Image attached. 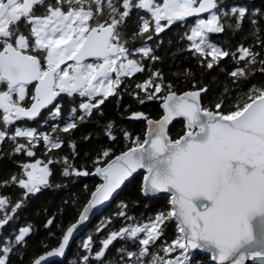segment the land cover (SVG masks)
I'll list each match as a JSON object with an SVG mask.
<instances>
[{
    "label": "snow or ice",
    "instance_id": "6c2138e0",
    "mask_svg": "<svg viewBox=\"0 0 264 264\" xmlns=\"http://www.w3.org/2000/svg\"><path fill=\"white\" fill-rule=\"evenodd\" d=\"M204 13L207 18L202 17ZM259 16L264 13L243 6L224 11L219 0H0V144L9 141L13 154L27 157L36 155L33 149L40 140L48 150L61 148L59 136L53 138L17 122L36 120L42 110L53 120L62 117L65 97L73 104L76 98H86V102L79 103L82 111L78 115L77 107H71L63 127L56 125L53 132L69 133L78 123L87 122L94 110L102 116L100 106L109 97L120 96L117 90L122 84L124 91L128 89L126 78L143 73L145 59H160L147 41L166 27L186 23L187 18H195L190 34H186L188 50L202 67L212 69L231 56L237 65L243 62L229 73L234 82L246 81L256 72L264 74V58L251 46L240 45L230 52L209 38L226 28L240 30L247 17L257 43L264 47ZM233 17L234 24L230 22ZM136 40L142 42L140 47L131 46ZM149 71L148 78L136 84L145 96L134 94L140 104L162 100L163 117L154 121L142 112L131 114L130 119L147 122L146 138H134L132 147L105 166L98 165L110 157L111 149L98 154L93 161L94 174L102 177L103 183L91 193L58 247L33 264L64 256L89 213L109 201L139 170L146 173L142 192L146 196L162 194L159 198L163 199L170 196L171 210L160 212L149 223L133 222L111 232L95 252L99 264H105L107 251L117 238L131 239L140 246L137 251L117 249L119 264H192L196 250L210 252L218 264H246L248 260L264 264V84H252L234 103L219 98L212 108L203 106L202 93L207 89L197 88L195 81L194 90L178 95L175 85L166 82L159 70ZM183 75L192 77L187 69ZM176 118L184 119L185 130L173 139L168 126ZM112 129L109 122L105 135L114 141ZM124 137L131 139L127 131ZM17 138H24L25 143ZM71 147L75 151L74 142ZM52 163L49 158L46 163L20 164L21 173L0 181V187L14 184L24 190L21 201L14 205L9 198L0 197V229L13 219L9 211L15 213L24 198L52 186L49 178L53 173L48 167ZM63 163L65 177L93 174L75 169L68 157ZM118 215L133 220L123 210ZM166 222L174 223L176 229L171 242L166 238L161 241ZM52 224L49 219L47 225ZM30 231L29 225L19 228L14 237L0 236V264H11L16 246L25 242ZM158 241L161 243L152 250ZM83 247L92 252L91 237ZM82 260L92 264L87 255Z\"/></svg>",
    "mask_w": 264,
    "mask_h": 264
},
{
    "label": "trees",
    "instance_id": "16d2710c",
    "mask_svg": "<svg viewBox=\"0 0 264 264\" xmlns=\"http://www.w3.org/2000/svg\"><path fill=\"white\" fill-rule=\"evenodd\" d=\"M219 4L224 11H229L233 6H243L250 12L264 13V0H219ZM37 14H40L39 10ZM141 14L144 15L145 13L142 11ZM203 18H207V15ZM135 19L133 17L131 21L133 28L135 27ZM194 22L195 18H191L187 19L186 23H175L166 27L152 40L147 41V44L154 49V54L160 59L156 62L145 59L143 61L145 71L136 73L131 78H126L130 85L128 89L124 91L125 86L122 84L117 90L121 91L122 94L109 97L100 106L103 112L102 116L94 110L93 116L87 122L78 123V127L69 133L53 132L54 126L63 127V121L68 118L71 107H77L78 115L82 111L78 107L79 103L81 100L86 102V98H76L75 104H73L70 98L65 97L62 101V117L53 120L47 112L43 111L41 117L36 120L17 122L22 127L36 129L38 133L50 134L53 138L59 136L63 140L61 148L48 150L43 141L40 140L33 149L36 155L27 157L24 153L13 154L12 144L9 141L0 144V181L9 180L13 174L21 173L20 164L34 163L36 160L46 163L49 158L53 159V163L48 165L53 173L49 178L52 186L24 198L21 207L15 213L9 211L8 214L13 219L3 229H0V236L14 237L15 234H18L19 228L31 226L30 234L26 237L25 242L16 246L11 257V264H32L43 253L58 247L66 229L77 221L79 214L90 200L91 193L102 183V178L94 174L95 166L93 164L102 150L111 149V155L109 158H104V163L98 166H104L109 159L127 151L133 146L132 140L134 138L145 139L147 122L143 119H130L131 114L142 112L149 119H159L163 116L162 100H146L144 104H140L134 94L138 93L140 98L145 96V93L136 89V84L142 83L148 78L150 75L149 68L151 71L159 70L166 82L175 85L174 90L177 94L194 90L193 81L196 82L197 88L207 89L206 93H202L204 107L214 108L219 98H223L226 103L229 101L234 103L236 98L242 92L248 91L252 84H264V74L260 72H256L246 81L234 82L229 73L236 67L242 66L243 62L241 65H237L231 56L225 57L219 65H214L212 69L202 67L197 57L188 50L190 42L186 39V34H190ZM230 22L234 24L235 18L233 17ZM161 23L165 24L166 22L162 21ZM258 26L264 29V16L258 17ZM209 38L230 52L236 51L240 45L251 46L255 51L261 53V58H264V47L257 43L256 35L253 34L252 25L247 17L240 30L234 31L226 28L224 33L209 34ZM141 45L142 42L136 40L131 46L140 47ZM135 58L139 59V56ZM186 69L192 73L191 78L183 75ZM109 122L113 124L112 132L116 137L114 141L105 135L106 126ZM169 130L170 137L178 139L185 130L184 120L181 118L174 120ZM125 131L130 134L131 139L124 137ZM85 137L89 138L85 139ZM17 139L20 143H25L24 138ZM73 142L76 145L75 151L71 147ZM64 157H68L75 169L86 170L93 174L79 177L74 174L67 177L63 176ZM143 175L145 172H140L134 179L132 178L112 203L92 218L89 226L73 239L64 259L55 260L49 264H83L82 258L85 255L90 257L92 264H99L94 259L95 252L101 249L102 241L107 239L111 232H118L133 222L140 225L149 223L160 212L170 211V196L163 199L159 198L160 196H146L142 192ZM23 193L24 190L14 184L0 187V197L9 198L13 205L21 201ZM122 205H127V207L122 208ZM122 210L133 220H126L119 216L118 214ZM49 219L53 220L52 225H47ZM166 224L161 241L166 238L168 242H171L177 234L176 229L174 223L166 222ZM140 235L143 237V234ZM89 237L92 241V252L83 247ZM161 241H158L152 250H156ZM139 247L138 242L133 243L131 239L117 238L107 251L105 264H109L110 261L112 264H119L120 255L117 253V249L126 248L137 251ZM209 260L208 254L197 252L192 258V264H213Z\"/></svg>",
    "mask_w": 264,
    "mask_h": 264
},
{
    "label": "water",
    "instance_id": "95a60500",
    "mask_svg": "<svg viewBox=\"0 0 264 264\" xmlns=\"http://www.w3.org/2000/svg\"><path fill=\"white\" fill-rule=\"evenodd\" d=\"M205 15H208L207 13H204V14H202V17L203 16H205ZM187 19H191V18H187ZM91 58H89V60H90ZM181 94H183V93H181ZM178 95H180V94H178ZM163 103V102H162ZM163 108V107H162ZM44 110H42V112H43ZM164 111V110H163ZM164 115V114H163ZM163 117V116H162ZM161 117V118H162ZM161 118H159V119H152V120H154V121H156V120H160ZM176 119H179V118H176ZM175 119V120H176ZM181 119H183V118H181ZM184 120V119H183ZM173 123V122H172ZM171 123V124H172ZM170 124V125H171ZM170 125L168 126V127H170ZM147 132H148V125H147V131H146V136H147ZM146 136H145V138H146ZM115 158V157H114ZM113 158V159H114ZM105 166V165H104ZM140 172H144V170H139L138 171V173H140ZM138 173H136V174H134V177L138 174ZM146 174V173H145ZM100 177V176H99ZM102 178V177H101ZM132 178H130V180H131ZM129 180V181H130ZM129 181H126V183H125V185L127 184V183H129ZM102 183H103V179H102ZM101 183V184H102ZM125 185H122L121 186V188L120 189H118L117 190V192L116 193H114L113 194V197L112 198H110V200L109 201H107V202H105V204L103 205V206H98L97 208H95V209H93L90 213H89V219L85 222V224L83 225V226H81V227H79V230L78 231H76V232H74V238L76 237V236H78L82 231H84L88 226H89V224H90V222H91V220H92V218L96 215V214H98L100 211H102L103 209H105L106 207H108L111 203H112V201L114 200V198L120 193V191L124 188V186ZM162 194H156V195H147V196H161ZM164 195H167V194H164ZM87 205V204H86ZM71 226V225H70ZM69 226V227H70ZM74 238H71L70 239V244H69V246L66 248V250H65V255L64 256H56V257H50V258H48V260L46 261V262H42V264H49V263H51V262H53V261H55V260H62V259H64L65 258V256L67 255V253H68V250H69V248H70V246H71V244H72V241H73V239ZM54 249V248H53ZM53 249H50V250H53ZM50 250H48V251H50ZM47 251V252H48ZM47 252H45V253H43L42 255H45L46 256V254H47ZM197 252H203V253H205V254H208L209 256H210V260H209V262H211V263H213V264H218V262L217 261H213L212 260V258H211V253L210 252H204V251H201V250H196V252L195 253H197ZM41 256V255H40ZM39 258V257H38ZM37 259V258H36ZM34 262V261H33ZM33 262H32V264H33ZM246 264H261V262L260 261H251V260H248V261H246Z\"/></svg>",
    "mask_w": 264,
    "mask_h": 264
},
{
    "label": "flooded vegetation",
    "instance_id": "af4514ba",
    "mask_svg": "<svg viewBox=\"0 0 264 264\" xmlns=\"http://www.w3.org/2000/svg\"><path fill=\"white\" fill-rule=\"evenodd\" d=\"M50 2H54V0H50ZM91 60V59H90ZM114 75V74H113ZM44 112H47L46 110H44Z\"/></svg>",
    "mask_w": 264,
    "mask_h": 264
},
{
    "label": "rangeland",
    "instance_id": "374dc122",
    "mask_svg": "<svg viewBox=\"0 0 264 264\" xmlns=\"http://www.w3.org/2000/svg\"><path fill=\"white\" fill-rule=\"evenodd\" d=\"M43 166V165H42Z\"/></svg>",
    "mask_w": 264,
    "mask_h": 264
}]
</instances>
